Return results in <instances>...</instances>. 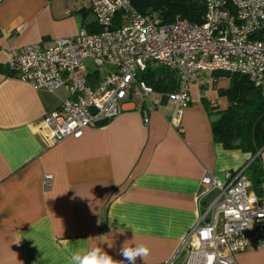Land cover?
<instances>
[{"label": "crops", "instance_id": "obj_1", "mask_svg": "<svg viewBox=\"0 0 264 264\" xmlns=\"http://www.w3.org/2000/svg\"><path fill=\"white\" fill-rule=\"evenodd\" d=\"M80 28H96L90 0H1L0 65L10 48L47 47ZM86 61L95 84L106 73H90L93 63ZM5 70L0 69V264H70L74 252L94 247L124 260L120 249L134 237L150 249L136 264H168L203 210L197 206L203 178L223 181L246 167L249 191L264 194V149L253 156L225 149L213 137L212 123L229 106L221 94L230 87L227 74L199 73L189 88L191 103L178 119L164 95L158 103L130 97L115 118L84 129L79 138L50 142L41 121L67 96V87L35 90ZM45 175L51 176L48 187ZM234 257L237 264H264V249Z\"/></svg>", "mask_w": 264, "mask_h": 264}, {"label": "built area", "instance_id": "obj_2", "mask_svg": "<svg viewBox=\"0 0 264 264\" xmlns=\"http://www.w3.org/2000/svg\"><path fill=\"white\" fill-rule=\"evenodd\" d=\"M204 3L203 22L194 24L162 23L139 13L130 0H90L96 31L80 28L47 47L10 48L0 69L35 90L54 93L67 87V96L41 121L50 142L79 138L84 129L115 118L130 97L158 103L163 95L139 78L148 65L175 72L176 89L164 95L174 119L189 107V88L201 72L244 75L264 96V0ZM117 15L121 21L115 26ZM88 59L107 69L95 84L88 80ZM245 168L228 172L223 181L203 178L205 189L197 197L203 210L181 244L180 264H237L235 253L264 249V194L249 191ZM50 182L45 175V187Z\"/></svg>", "mask_w": 264, "mask_h": 264}, {"label": "trees", "instance_id": "obj_3", "mask_svg": "<svg viewBox=\"0 0 264 264\" xmlns=\"http://www.w3.org/2000/svg\"><path fill=\"white\" fill-rule=\"evenodd\" d=\"M130 1L139 13L151 14L162 23L183 19L200 24L204 19V0ZM120 21V15H117L114 25H120ZM96 30L97 28L91 32ZM1 71L8 73L4 68ZM224 76L229 77L231 81L230 87L221 91V94L227 97L229 106L221 113L219 119L212 123L213 137L225 149H236L255 156L264 149V96L246 76ZM139 78L162 95L172 93L176 89L175 72L168 67L148 65L139 72Z\"/></svg>", "mask_w": 264, "mask_h": 264}, {"label": "clouds", "instance_id": "obj_4", "mask_svg": "<svg viewBox=\"0 0 264 264\" xmlns=\"http://www.w3.org/2000/svg\"><path fill=\"white\" fill-rule=\"evenodd\" d=\"M130 227L135 233V229ZM129 241H125L120 249V254L124 260H115L107 254L101 247H94L84 252L76 251L70 257V264H136L137 258H145L150 254V249L143 243H135V237ZM111 247V245H109Z\"/></svg>", "mask_w": 264, "mask_h": 264}, {"label": "rangeland", "instance_id": "obj_5", "mask_svg": "<svg viewBox=\"0 0 264 264\" xmlns=\"http://www.w3.org/2000/svg\"><path fill=\"white\" fill-rule=\"evenodd\" d=\"M86 64L87 65H89V64H91L90 63V60H87L86 61ZM97 69L98 70V72H99V74H103V73H106L107 72V69H106V67H94L93 65H90L89 67H88V71L90 72V73H92L93 71H95V70Z\"/></svg>", "mask_w": 264, "mask_h": 264}, {"label": "water", "instance_id": "obj_6", "mask_svg": "<svg viewBox=\"0 0 264 264\" xmlns=\"http://www.w3.org/2000/svg\"><path fill=\"white\" fill-rule=\"evenodd\" d=\"M185 255V250H182L179 255L176 257V259L174 260L173 264H180L183 257Z\"/></svg>", "mask_w": 264, "mask_h": 264}]
</instances>
